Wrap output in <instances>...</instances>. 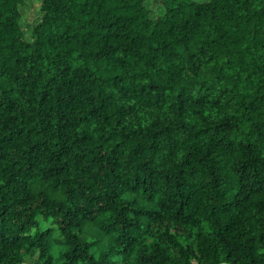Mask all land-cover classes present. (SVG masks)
<instances>
[{
  "label": "trees",
  "instance_id": "1",
  "mask_svg": "<svg viewBox=\"0 0 264 264\" xmlns=\"http://www.w3.org/2000/svg\"><path fill=\"white\" fill-rule=\"evenodd\" d=\"M0 0V264H264V0Z\"/></svg>",
  "mask_w": 264,
  "mask_h": 264
},
{
  "label": "rangeland",
  "instance_id": "2",
  "mask_svg": "<svg viewBox=\"0 0 264 264\" xmlns=\"http://www.w3.org/2000/svg\"><path fill=\"white\" fill-rule=\"evenodd\" d=\"M148 5L153 12V16L157 12L162 11L159 0H147ZM26 6L22 8V25H24V30L27 38L31 36L32 28L34 24L40 18V4L36 0H27Z\"/></svg>",
  "mask_w": 264,
  "mask_h": 264
}]
</instances>
